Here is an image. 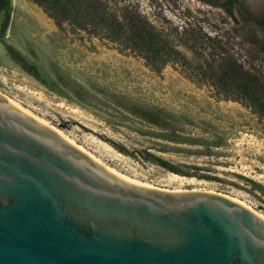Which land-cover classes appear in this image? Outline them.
Wrapping results in <instances>:
<instances>
[{
  "label": "rangeland",
  "instance_id": "1",
  "mask_svg": "<svg viewBox=\"0 0 264 264\" xmlns=\"http://www.w3.org/2000/svg\"><path fill=\"white\" fill-rule=\"evenodd\" d=\"M106 1L117 10H139L157 28L173 32L191 67L170 62L156 71L105 38L66 23L57 26L33 0H12L8 28L0 38V92L120 172L167 188L222 193L264 216V195L256 186H264L263 120L249 107L217 94L193 70L209 60L212 41L207 38H212L240 62H253L264 72L263 35L239 14L244 8L264 14V0H240L235 18L200 0ZM181 35L196 41L180 43ZM4 43L36 64L48 85L16 64ZM123 102L164 110L184 134L207 143L161 139L157 128L131 115ZM144 148L193 175L144 160L139 155Z\"/></svg>",
  "mask_w": 264,
  "mask_h": 264
},
{
  "label": "water",
  "instance_id": "2",
  "mask_svg": "<svg viewBox=\"0 0 264 264\" xmlns=\"http://www.w3.org/2000/svg\"><path fill=\"white\" fill-rule=\"evenodd\" d=\"M0 264H264V216L120 172L0 92Z\"/></svg>",
  "mask_w": 264,
  "mask_h": 264
},
{
  "label": "trees",
  "instance_id": "3",
  "mask_svg": "<svg viewBox=\"0 0 264 264\" xmlns=\"http://www.w3.org/2000/svg\"><path fill=\"white\" fill-rule=\"evenodd\" d=\"M41 6L57 26L66 23L74 30H82L94 36L105 38L139 55L150 68L160 71L170 62L180 63L191 67L190 60L178 49L173 32L166 33L157 28L139 10L125 6L119 10L110 7L106 0H33ZM206 4L219 7L229 16L235 18V10L242 6L240 0H200ZM12 11V0H0V38H3L8 28ZM244 23L255 25L264 39V14H252L244 8L239 12ZM194 34V33H192ZM194 36H179V41L187 43ZM211 50L203 64H197L193 70L203 82L213 87L217 94L230 100L237 101L252 109L264 123V72L250 62L249 66L240 62L233 55L222 49V45L212 38ZM194 49L193 44H184ZM11 59L24 71L48 85L39 67L28 61L17 49L4 43ZM124 109L139 120L157 128L158 137L177 144H203L206 140L184 134L175 124V120L161 109L147 108L135 103L123 102ZM218 146L219 142H215ZM146 161L155 163L175 174L192 176L183 170L180 164H175L160 157L148 149L139 151ZM264 195V186L256 184Z\"/></svg>",
  "mask_w": 264,
  "mask_h": 264
},
{
  "label": "bare ground",
  "instance_id": "4",
  "mask_svg": "<svg viewBox=\"0 0 264 264\" xmlns=\"http://www.w3.org/2000/svg\"><path fill=\"white\" fill-rule=\"evenodd\" d=\"M6 98H8L9 100H11L12 102H14V103H16L17 105H19V106H21L22 108H24V109H26L25 107H23L22 105H20L19 103H17L16 101H14L13 99H11V98H9L7 95H6ZM26 110H28V109H26ZM29 111V110H28ZM30 112V111H29ZM41 120H43L45 123H47V124H49L48 122H46L44 119H42L41 117H39ZM52 126V125H51ZM53 127V126H52ZM55 128V127H54ZM58 130V129H57ZM59 131V133L60 134H62V135H64L60 130H58ZM64 137H66L68 140H70L71 142H73V143H75L72 139H70L69 137H67L66 135H64ZM76 144V143H75ZM79 146V145H78ZM80 148H82L81 146H79ZM83 149V148H82ZM86 151V150H85ZM89 153V152H88ZM90 154V153H89ZM90 155H92V154H90ZM93 156V155H92ZM93 157H95V156H93ZM96 158V157H95ZM97 159V158H96ZM99 160V159H98ZM228 197H230V196H228ZM231 199H233V200H236V201H238V202H241V201H239L238 199H235V198H232V197H230ZM241 203H243V202H241Z\"/></svg>",
  "mask_w": 264,
  "mask_h": 264
}]
</instances>
